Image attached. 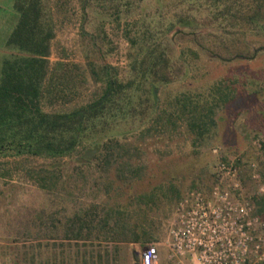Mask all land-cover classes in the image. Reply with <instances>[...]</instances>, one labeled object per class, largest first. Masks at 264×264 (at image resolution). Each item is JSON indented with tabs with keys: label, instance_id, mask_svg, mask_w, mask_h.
<instances>
[{
	"label": "rangeland",
	"instance_id": "obj_1",
	"mask_svg": "<svg viewBox=\"0 0 264 264\" xmlns=\"http://www.w3.org/2000/svg\"><path fill=\"white\" fill-rule=\"evenodd\" d=\"M40 1L45 11H57L53 13L49 61L76 64L89 81L88 63L112 65L118 77L125 79L133 74L130 64L136 53L139 57L141 46L155 50L160 59L169 58L171 82L157 86L163 120L160 128L137 135L127 131L129 125L122 128L125 142L137 148L128 154L130 163L138 168L124 181L116 178L115 164L86 165L69 158L52 160L0 151V264L18 263V257L33 244L27 234H37V230L42 234L37 225L22 223L32 220L41 208L64 218L74 208L86 210L89 205L95 214L107 213L127 227L139 224V239L110 243L49 238L47 254L60 243L63 264H68L69 250L76 247L80 264L84 259L86 263L138 264V251L154 242L158 264H165V227L172 208L187 190L212 186L216 176L211 166L217 160L235 164L241 185L238 194L249 198L254 207L253 199L264 192L259 190L264 180V149L257 147L261 138L264 146V23L262 32L254 34L247 20L234 17L239 6L232 0H87L84 14L81 0ZM16 14L13 0L12 4L0 0V43ZM191 17L199 23L195 29L177 22L191 21ZM2 49L0 62L5 55L21 54ZM87 86L88 92L92 90L90 83ZM144 86L131 82L127 95L134 99ZM217 92L228 97L213 105V125L201 135L188 131L184 123L192 105L211 106ZM180 103L184 104L181 113L166 116L182 109ZM114 112H106L109 119ZM134 112L139 113V104ZM141 117L143 126H148V110ZM251 162L253 167H249ZM46 167H53L54 177H60L55 188L46 189ZM252 173L257 177L253 179ZM38 175L44 176L45 188L40 187ZM260 218L264 221V215ZM62 231L59 228L57 234ZM40 253L45 254V249Z\"/></svg>",
	"mask_w": 264,
	"mask_h": 264
},
{
	"label": "trees",
	"instance_id": "obj_2",
	"mask_svg": "<svg viewBox=\"0 0 264 264\" xmlns=\"http://www.w3.org/2000/svg\"><path fill=\"white\" fill-rule=\"evenodd\" d=\"M86 2L80 1L83 14ZM232 2L239 6L234 17L247 20L253 33L260 34L264 23V0ZM13 8L18 18L6 38L5 47L21 54L5 55L0 62V151L11 150L18 155L52 160L69 158L86 165L115 164L118 180L131 178L138 168L130 163L128 153L130 149L137 148L125 142L123 135L126 130L122 128L129 125L127 131L137 135L161 127L163 120L159 116L162 110L157 86L171 82L169 58L160 59L161 55L155 54V50L139 46V57L137 53L134 55L130 64L133 74L129 78H119L115 66L88 63L89 81L78 72L76 64L60 59L51 62L48 59L50 43L54 37L53 13L56 10L51 12L50 8H46L45 11L40 0H13ZM177 22L193 29L199 25L197 19L192 17L191 21L177 19ZM80 30L83 33L81 27ZM137 81L145 86L139 93L135 92L132 99L126 90L131 82ZM88 83L93 87L89 92ZM217 94L213 97L214 104L207 108L192 105L189 119L184 123L188 131L201 135L213 125V105L225 102L228 97L224 95L225 92ZM138 104L139 113H135L134 108ZM180 106L182 109H176L174 113L167 111L166 116L181 113L184 104L180 103ZM112 109L116 112L111 118L118 120L117 123H113L114 120L109 119L106 113ZM143 110L150 113L148 126H143ZM130 111L132 116L127 121L126 116ZM54 175L53 167H46V180L49 182L46 189L47 186L55 188L59 183L60 177ZM37 177L42 181L40 187H44V176ZM253 202L255 213L259 217L264 215V192L256 196ZM91 206L86 210L74 208L64 218L56 217L55 212H46L41 208L32 220L22 222L24 225H37L43 231L42 234L39 230L37 234H27L33 244L27 246L28 250L18 257L20 261L15 264H63L60 250L63 244L55 243L57 249L47 254L49 238H64L74 242L96 239L110 243L139 239L142 232L139 224L132 223L127 227L126 222L111 218L107 213L95 214ZM59 228L63 231L57 234ZM42 237L45 240L41 242L39 239ZM43 249L45 254L40 253ZM69 251L68 264H80L76 262L77 247ZM104 255L107 257L106 252ZM13 259L17 261L16 256ZM81 264H97V261L86 263L84 259Z\"/></svg>",
	"mask_w": 264,
	"mask_h": 264
},
{
	"label": "built area",
	"instance_id": "obj_3",
	"mask_svg": "<svg viewBox=\"0 0 264 264\" xmlns=\"http://www.w3.org/2000/svg\"><path fill=\"white\" fill-rule=\"evenodd\" d=\"M257 147L264 149L262 138ZM211 167L212 186L187 190L172 208L165 227V264H264V221L251 200L238 194L235 164L217 160ZM259 190L264 191V180ZM157 256V244L148 242L138 251V264H158Z\"/></svg>",
	"mask_w": 264,
	"mask_h": 264
},
{
	"label": "crops",
	"instance_id": "obj_4",
	"mask_svg": "<svg viewBox=\"0 0 264 264\" xmlns=\"http://www.w3.org/2000/svg\"><path fill=\"white\" fill-rule=\"evenodd\" d=\"M9 2H10V4H12V0H9ZM17 18H18V15L16 14V15H14V22L12 21L11 22V28L14 26V24L16 23V21H17ZM11 28H10V30H11ZM10 30H9V32H10ZM9 32L7 33V35L1 40V45H0V53L2 54L3 53V49L2 48H6L5 47V41H6V38H7V36H8V34H9ZM3 46V47H2Z\"/></svg>",
	"mask_w": 264,
	"mask_h": 264
}]
</instances>
